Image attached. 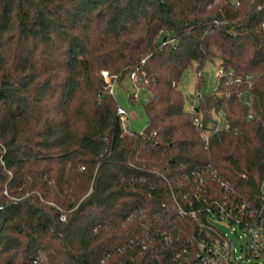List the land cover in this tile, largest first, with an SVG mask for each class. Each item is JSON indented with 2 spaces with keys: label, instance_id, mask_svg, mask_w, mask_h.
<instances>
[{
  "label": "trees",
  "instance_id": "trees-1",
  "mask_svg": "<svg viewBox=\"0 0 264 264\" xmlns=\"http://www.w3.org/2000/svg\"><path fill=\"white\" fill-rule=\"evenodd\" d=\"M263 24L264 0H0V264H176L203 233L178 207L225 195L196 190L207 168L259 208ZM207 65L223 76L189 111L180 78ZM130 75L140 133L108 94Z\"/></svg>",
  "mask_w": 264,
  "mask_h": 264
},
{
  "label": "built area",
  "instance_id": "built-area-1",
  "mask_svg": "<svg viewBox=\"0 0 264 264\" xmlns=\"http://www.w3.org/2000/svg\"><path fill=\"white\" fill-rule=\"evenodd\" d=\"M264 31V24H263ZM216 78L223 76L221 71H217ZM103 79L108 83V74L101 73ZM130 81L134 80V75L129 76ZM229 79V78H228ZM232 84L239 86L241 79H234L230 81ZM250 86V84H248ZM139 89L132 94L133 99H138ZM108 94L113 96V87L110 86ZM200 97L199 93L192 96L189 100L188 110L194 111L193 98ZM236 98L250 109V101L245 92L238 90L236 92ZM191 102V103H190ZM117 116L120 121V126L123 131L128 129L127 120L128 116L126 111L122 108H117ZM248 119H252L251 114L247 116ZM195 126L200 127L201 121L196 119ZM210 133L218 134L219 132L237 134V130H233L227 122L223 121L220 115L213 116L211 123L209 124ZM196 190H206V184L208 180L216 181L218 188L222 189L225 193L221 200H211L210 205L203 210L191 209L192 204L189 203V209L185 210L182 207H178V213L181 216L188 217L198 223L201 233L200 237L191 242L190 249H184L175 255L173 261L176 264H253L257 260L264 258V175L260 185V207L248 203H240L234 199L228 197V193L231 191L229 184H226L219 180L216 173L207 168L200 173H195ZM196 199L198 196L195 197ZM213 199V198H211ZM64 219V218H62ZM216 224H225L228 226H235L239 230L243 231L246 235V248L241 251L239 256L235 254V245L231 240H228L218 229ZM170 242L169 238L165 239ZM231 244L233 246L231 247ZM185 256L183 260L179 261L181 256Z\"/></svg>",
  "mask_w": 264,
  "mask_h": 264
},
{
  "label": "rangeland",
  "instance_id": "rangeland-1",
  "mask_svg": "<svg viewBox=\"0 0 264 264\" xmlns=\"http://www.w3.org/2000/svg\"><path fill=\"white\" fill-rule=\"evenodd\" d=\"M216 70L212 65L204 67L199 76L196 74L194 67L186 70L178 85L180 91L183 94L185 108L188 107V101L192 99V96L196 93L204 94L214 88L216 83ZM113 97L117 101L118 107L126 111L128 120L127 125L130 131L140 133L147 127V117L142 106V101L145 100V95L138 92V99L130 102V97L136 92L138 87H134L129 79L126 77L120 84H112ZM193 102L197 103V97L193 98ZM219 231L235 245V254L239 256L241 251L246 248V235L243 231L239 230L235 226H228L225 224H216ZM253 264H264V258L257 260Z\"/></svg>",
  "mask_w": 264,
  "mask_h": 264
},
{
  "label": "water",
  "instance_id": "water-1",
  "mask_svg": "<svg viewBox=\"0 0 264 264\" xmlns=\"http://www.w3.org/2000/svg\"><path fill=\"white\" fill-rule=\"evenodd\" d=\"M233 246V244H231V247Z\"/></svg>",
  "mask_w": 264,
  "mask_h": 264
}]
</instances>
